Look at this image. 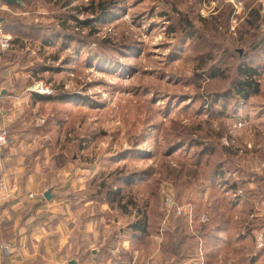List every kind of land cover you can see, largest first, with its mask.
<instances>
[{
    "label": "rangeland",
    "instance_id": "374dc122",
    "mask_svg": "<svg viewBox=\"0 0 264 264\" xmlns=\"http://www.w3.org/2000/svg\"><path fill=\"white\" fill-rule=\"evenodd\" d=\"M21 1L7 21L32 26L18 56L36 75L2 127L37 156L40 192L78 193L109 242L147 213L157 263L264 264V0Z\"/></svg>",
    "mask_w": 264,
    "mask_h": 264
},
{
    "label": "crops",
    "instance_id": "0c3cea01",
    "mask_svg": "<svg viewBox=\"0 0 264 264\" xmlns=\"http://www.w3.org/2000/svg\"><path fill=\"white\" fill-rule=\"evenodd\" d=\"M17 6L0 1V29L4 30L8 14ZM3 35L11 38L12 47H0V127L8 116L1 103L17 99L27 87V79L36 75L30 74L29 62L18 56L23 39L15 40L12 33ZM9 143L4 167L10 192L8 198L0 199V264H162L156 260L157 248L140 253L138 241L125 236L123 227L115 242L101 237L96 224L85 222L78 211V193H66L59 187L54 190L53 186L40 192L37 156L28 153L29 144ZM48 191L49 199L45 197ZM95 249L99 253L93 258ZM163 252L164 256L169 253ZM125 254L130 256L128 260H124Z\"/></svg>",
    "mask_w": 264,
    "mask_h": 264
},
{
    "label": "trees",
    "instance_id": "16d2710c",
    "mask_svg": "<svg viewBox=\"0 0 264 264\" xmlns=\"http://www.w3.org/2000/svg\"><path fill=\"white\" fill-rule=\"evenodd\" d=\"M70 5V2L68 0H66L65 4L62 5V7H68ZM100 10L102 12L103 17L105 15H107V10H105V6L104 5H100ZM95 11H92V14ZM105 18V17H104ZM74 21H76L79 25L83 24L82 22H80L77 18H74ZM6 26L4 27V30L6 33H12L15 35L16 39L15 40H20L21 38L26 37L27 35V31H23L22 30H26L28 29V27H32L29 26V24L27 25L24 21H21L19 19H14V21L9 22L6 21ZM65 20L63 22V25H65ZM90 24V23H89ZM254 25V23H252L251 27ZM88 26V23H87ZM3 30V31H4ZM43 43L47 44L48 40H44ZM245 69L242 70L241 75L243 77H245V81L243 83H240V86H242L243 89H246V94L244 95V98L247 99L248 98V94L252 91V90H256V85L254 84V78L258 77L260 74L258 73L257 69L251 68V67H247L245 66ZM255 87V88H254ZM36 96V98L43 100V99H53L54 98V94L52 95H39V94H34ZM64 97H61V99H63ZM60 99V98H58ZM127 183L129 184L130 181H127ZM108 197L111 198L110 203L112 204L113 202H118L119 204L120 202L123 200L124 196L121 195V190L117 189L116 191H108ZM118 199V201H117ZM131 204L133 205L134 203L132 201L128 202L127 204L123 205L122 208L126 209L127 206ZM136 206V205H135ZM147 214V213H146ZM146 214L144 212H139V215L142 216V219H140L138 222H135L134 224H131L129 226V228L125 231L124 230V234L125 236H128L129 239L133 240V241H141L144 237H146L148 235V228H149V224L147 221V217ZM139 244V243H138ZM164 248L165 251L167 252H172V253H176V255H178V257H182L185 251V244L184 241L180 240V244H175L172 241H170L167 244H164ZM124 260H128L130 258L129 254H125L124 255ZM178 258V259H179Z\"/></svg>",
    "mask_w": 264,
    "mask_h": 264
},
{
    "label": "built area",
    "instance_id": "2783aa9c",
    "mask_svg": "<svg viewBox=\"0 0 264 264\" xmlns=\"http://www.w3.org/2000/svg\"><path fill=\"white\" fill-rule=\"evenodd\" d=\"M0 47L8 50L12 47V40L5 37L0 30ZM33 93L39 95H52L53 89L43 82H36L31 88ZM8 146V131L5 127L0 128V199L9 197V184L6 180V173L4 167V151ZM179 214H181L179 212ZM8 249V247H6Z\"/></svg>",
    "mask_w": 264,
    "mask_h": 264
},
{
    "label": "water",
    "instance_id": "95a60500",
    "mask_svg": "<svg viewBox=\"0 0 264 264\" xmlns=\"http://www.w3.org/2000/svg\"><path fill=\"white\" fill-rule=\"evenodd\" d=\"M0 1L5 3V4H8V5H16L17 3H19V4L22 3L21 0H0ZM50 193H51L50 191L46 192L45 197L47 199H49L51 197ZM98 253H99V250L95 249L93 251V258H96L98 256ZM74 263H75V261H72V264H74Z\"/></svg>",
    "mask_w": 264,
    "mask_h": 264
}]
</instances>
